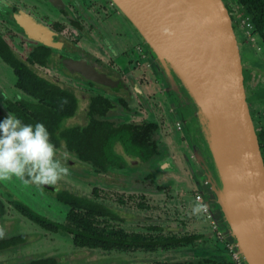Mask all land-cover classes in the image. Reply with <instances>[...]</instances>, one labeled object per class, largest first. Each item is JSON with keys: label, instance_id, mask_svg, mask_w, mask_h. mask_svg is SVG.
<instances>
[{"label": "flooded vegetation", "instance_id": "flooded-vegetation-1", "mask_svg": "<svg viewBox=\"0 0 264 264\" xmlns=\"http://www.w3.org/2000/svg\"><path fill=\"white\" fill-rule=\"evenodd\" d=\"M224 1L236 32L240 28L245 32L246 43H240L243 44V53L246 54L249 45H254L252 41L260 44L264 52V38L255 26L252 13L239 0ZM101 12L109 20L101 17ZM112 29L115 35L109 32ZM53 33L63 37L65 42L59 44L52 41ZM0 39V67L11 72L17 91L16 98H5L4 106L0 105V121L8 113L15 114L10 109L12 102L22 104L25 100L39 103V98L17 85V69L25 67L61 87L64 92L62 102H67L69 106L66 108L72 111L64 115L65 123L59 133L80 138L85 135L114 136L113 158L100 155L99 158L83 159L64 140L59 146L53 142L59 157L66 161L63 155L68 154L75 158L77 166H85L86 174L77 171L67 175L71 180L82 176L84 180L78 179L76 184L72 182L73 185L63 186L59 182L38 187L24 184L19 179L14 181V178L1 182L0 190L8 202L0 196L6 206L0 224L4 233L0 236V244L7 245L0 246V253L6 255L14 250L21 253L23 248L35 245L36 241L49 242L58 235L65 237L61 240L66 245L64 252H57L63 255L60 264H67V259H70V264H111L118 262L113 259L115 255L123 258V264H245L234 246L229 224L212 186L195 157V150L201 152L208 168L213 170L202 131L192 127L173 105L169 116L178 131L175 138L188 145V148L180 147L176 151L162 136V130L168 127L166 114L157 111L148 117L143 114V103L136 91L142 88L137 83L128 82V73L131 78L132 72L140 70L156 84L159 92L167 93L165 100H171L173 96L165 88L163 71L154 64L148 44L143 42L112 0H0ZM119 46L125 49L122 51ZM105 56L107 60L103 59ZM127 58L128 67L124 66ZM259 62L264 60L258 56L252 64H245L244 72L249 104L255 99L264 107V70ZM67 64L85 70L81 74L67 69ZM96 74H100V79L97 80ZM156 104L159 105L158 102ZM100 144L97 138L95 146ZM165 161L169 167L162 170L160 164ZM174 186L182 206L175 212L169 209ZM38 192L50 194L53 203L64 208L59 211L54 209L57 220L37 210L50 208L37 197ZM64 194L69 195L67 201ZM154 195H160L164 204H157ZM70 197L97 199L111 212L107 218L101 217L107 223H96V226L107 229V235L112 238L110 244L106 243L112 248L82 242L76 232L81 225L72 213L86 217L88 210L71 201ZM196 197H200V202L207 209L200 214L192 212ZM11 208L28 220V226H34L32 230L41 232L43 239L34 241L31 230L26 229L7 232L4 221ZM26 210L42 214L61 224V227L56 229L55 224L36 222ZM83 241L88 242L86 239ZM185 249L190 252L189 258L176 259L166 255L169 251ZM55 255L56 252L51 253L49 247L38 245L31 254L15 264L59 262L61 255Z\"/></svg>", "mask_w": 264, "mask_h": 264}, {"label": "water", "instance_id": "water-1", "mask_svg": "<svg viewBox=\"0 0 264 264\" xmlns=\"http://www.w3.org/2000/svg\"><path fill=\"white\" fill-rule=\"evenodd\" d=\"M112 1L148 44L176 108L205 137L213 170L201 152L195 150V157L239 257L245 264H264V155L248 101L241 45L225 1ZM52 41L63 44L65 39L53 33Z\"/></svg>", "mask_w": 264, "mask_h": 264}, {"label": "trees", "instance_id": "trees-1", "mask_svg": "<svg viewBox=\"0 0 264 264\" xmlns=\"http://www.w3.org/2000/svg\"><path fill=\"white\" fill-rule=\"evenodd\" d=\"M240 3L247 8L253 15L255 26L259 33L264 38V0H239ZM1 40V39H0ZM19 80L17 85L21 87L25 92L31 94L34 97L39 98V103H28L25 100L22 104L12 102L10 109L15 115L20 118L25 124H36L38 122L44 123L51 134L52 142H55L57 146L64 140L69 148L76 151L79 157L85 158H99L103 155V158H113L114 155V136L107 134L103 136L99 135H85L82 138L78 136L67 135L65 133H59L58 130L65 123V116L71 113V108L67 102H62L65 99L64 92L61 87L52 84L45 77L38 74L36 71L27 68L17 69ZM22 106V107H21ZM80 138V139H79ZM99 138L101 144L95 146L96 139ZM84 141V142H83ZM261 147L264 155V136L262 138ZM100 148V150H99ZM65 201H67L69 195L64 194ZM70 200L86 207L88 210L87 216L72 213V216H77L81 225L80 229L76 232L79 234L84 244L102 246L104 248H112L113 246H107L106 241L110 244L112 236L107 235V229L105 227H98L96 223H107L106 220H101V217H108L111 214L103 203L98 202L97 199L91 200H79L75 197H70ZM27 214L36 222L43 225L55 224L56 229L61 227V224L52 221L48 217L36 213L31 210H26ZM6 213V206L0 199V224L2 223V217ZM75 231V230H73ZM86 239L88 242H84ZM1 247L7 246L6 244H0ZM170 264V263H160ZM182 264V263H176ZM188 264H195L190 262ZM218 264V262L216 263Z\"/></svg>", "mask_w": 264, "mask_h": 264}, {"label": "rangeland", "instance_id": "rangeland-1", "mask_svg": "<svg viewBox=\"0 0 264 264\" xmlns=\"http://www.w3.org/2000/svg\"><path fill=\"white\" fill-rule=\"evenodd\" d=\"M119 11L121 12L120 9H119ZM104 14H105L104 12H101L100 16L103 17L105 20H109V19L106 18V15H104ZM240 29L237 30L238 34H240V36L238 35L239 36V41H240V43H242V42L246 43V41H245V32L242 29L241 30ZM110 31H111L112 34H114V35L116 34V32H114L113 29L109 30V32ZM143 42H145V41L143 40ZM253 43H254V45H253ZM251 44L253 46L249 45L248 49H246V54H244L243 51H242L243 60H244L245 64H249V63L252 64V61H254L256 58H258V56L264 60V52L261 49L260 44L258 45L256 43V41H252ZM242 45L243 44H241V46ZM119 48L122 51L125 49L122 46H119ZM103 59L107 60L108 58H107V56H105V58H103ZM127 61H128V58L124 62V66H126V67H128ZM154 64L157 65L158 69H160L158 64L155 62V60H154ZM136 65H138V62H136ZM262 69L264 70V66H263ZM52 74H54V72H52ZM126 79L128 80L129 83H131L133 85H135L137 83L139 85V87L142 88L141 91L138 90V89H136V91H137L138 99L141 100L140 102L143 103V107H142L141 110H142L143 114H145V117L150 116V113H154L155 111H157L158 113L159 112L160 113L163 112V114H166L167 120H168V127H166L164 131L162 130V136L163 137L165 136L166 139H168L170 148H175L176 151H179L180 147L188 148L187 143H185V142L181 143V140H179V138L177 140L175 138V134H177L178 131L175 129L176 127H175L174 123L171 121L170 116H169V114L171 113L169 111H172L171 108H173V105H174L173 97L171 98V100L170 99L169 100H165L164 98H165V96H167V93L164 95L161 91L159 92V90L157 89L156 84L154 82H150L149 79H148L147 74L142 73L140 70H135V72H132L131 73V78H129V73H128L127 76H126ZM165 82H166V80H165ZM165 82H164L163 85H165ZM165 88H167L166 89L167 92L170 95H172L170 93V91H169V86H168L167 82H166V87ZM16 94H17V91H16L15 86H14L13 75L6 68H3V67L1 68L0 67V105L4 106L5 98H8V97L16 98ZM136 98H135V100H136ZM157 102L159 103L158 106L156 104ZM250 109H251V113H252L253 119L255 121L256 129H257V132H258V135H259V140L261 141L263 136H264V107L261 104H259L255 99H252L251 102H250ZM168 116H169V118H168ZM192 127L195 128L196 126L192 125ZM197 129L201 131V129H199L198 127H196V130ZM63 156L66 157V162H67L66 165L69 164V163L72 164V166L69 167L70 172L72 174H76L77 171H81V172L83 171L84 172L85 166H83V167L77 166L74 163V159L75 158L73 156H70L68 154H64ZM61 159L65 160L63 157ZM78 179L80 181L84 180L82 176H78L74 180L68 179L67 176H66L60 182H62L63 186L64 185H73V184H76ZM13 180L16 181L17 179L14 178ZM199 180L201 181V179H199ZM4 182H6V181H4ZM72 182H73V184H72ZM0 184H1V182H0ZM175 189H176V186H174V190H173L174 196L172 197V200H171L170 206H169V209L172 208L171 210L173 212L182 209V206H181V204L178 201L179 197L176 196ZM36 195H37V197H39L41 199V201H43L44 204H48L50 206V208L49 207H44V208H38L37 210L39 212H41V213H43V214L55 219V220H57L58 216L55 214L54 209L59 211L60 208H61V210H64V208L63 207H59L58 205L54 204L53 200L51 199L52 196L50 194H43L41 192H38ZM0 196L6 202H8L4 198L2 190H0ZM154 197H155L154 200H155V202L157 204H161V205L164 204L163 203L164 200L160 199V195H154ZM51 206H52V208H51ZM4 222H5V224H4L5 227L4 228L7 230V232H10L11 230H13V232H18V231L26 229V230H31L32 236L34 238V241L37 240V239H43L42 238V233L39 232V231H37L38 232L37 233L36 231L32 230L31 228H33L34 226L33 227L32 226H28V224H29L28 220H26L25 218H22L21 215H19L18 212H16L12 208L9 210L7 216L5 217V221ZM37 227L42 229L43 231L45 230L44 228L40 227L39 225H37ZM56 236H54L55 238L53 240L49 241V242L48 241L47 242L46 241L45 242L36 241L35 245L32 242L33 245L31 244V245H28L27 247L23 248L21 253L14 252L15 250L13 252H10V253L6 254V255L0 253V264L20 263L24 258H26L29 254H31L32 251L35 250L36 247H38V245L39 246L43 245L44 247H49L50 250H51V253L56 252L55 256L61 255L60 256L61 259L59 260V262L56 261V263H51V264H60V263H62L63 255H62V253L61 254H59V253L60 252H64V250L66 249V245L64 244V241L61 240V238L65 239V237L58 236V235H56ZM44 239H45V236H44ZM194 249H196V248H194ZM57 252H59V253H57ZM68 255H69V253L65 257L67 258ZM166 255L174 256L176 259L189 258L190 257V252L187 249H185L184 251H174V252L173 251H169V252L166 253ZM165 257L167 259L171 258V257H167V256H165ZM113 259L114 260H118V262H116V263L114 262V263H111V264H123L125 262L123 260V258H121V256L119 258L118 255L113 256ZM106 262H108V260H106ZM66 263L70 264V259L69 260L67 259ZM47 264H49V263H47Z\"/></svg>", "mask_w": 264, "mask_h": 264}, {"label": "clouds", "instance_id": "clouds-1", "mask_svg": "<svg viewBox=\"0 0 264 264\" xmlns=\"http://www.w3.org/2000/svg\"><path fill=\"white\" fill-rule=\"evenodd\" d=\"M168 167L166 161L160 164L162 170ZM69 174L44 123L25 124L12 113L0 121V182L16 178L39 187L56 185ZM206 210L200 197H196L193 214ZM3 234L0 230V236Z\"/></svg>", "mask_w": 264, "mask_h": 264}, {"label": "crops", "instance_id": "crops-1", "mask_svg": "<svg viewBox=\"0 0 264 264\" xmlns=\"http://www.w3.org/2000/svg\"><path fill=\"white\" fill-rule=\"evenodd\" d=\"M260 64H262L264 66V62H259Z\"/></svg>", "mask_w": 264, "mask_h": 264}]
</instances>
